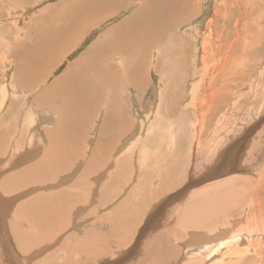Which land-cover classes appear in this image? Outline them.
Returning <instances> with one entry per match:
<instances>
[{"label":"rangeland","instance_id":"obj_1","mask_svg":"<svg viewBox=\"0 0 264 264\" xmlns=\"http://www.w3.org/2000/svg\"><path fill=\"white\" fill-rule=\"evenodd\" d=\"M11 1L12 0H7V1L0 0V103H1L0 105H2L1 101L5 98L4 99L5 106L3 109L0 110V147H1L0 154L2 153L1 155L3 156L2 157L0 155V167H1L0 176L2 175V177H6L5 179H8L6 181L4 178L0 177L1 178L0 181L2 179L4 180L0 182V194L3 196L2 197L0 195V227H1L0 228V264H79V263L87 264L86 260L84 259L85 257L83 258L82 256L83 255L88 256L94 252L96 253V255L89 256V257L98 258V260L101 258L103 259L99 263L97 262L96 264H117V263L119 264H158L159 256L163 252H167L169 258L172 257L171 261L167 260L166 262V263L170 262L171 264H174V263L175 264H187L185 262H188V264H217V263L218 264H221V263L228 264V261L230 262V260L231 262L229 264H264V235H263V232H264V171H260L256 167H253L252 172H251V169L248 172L243 171V169L245 168V164H244L245 161L251 162L250 168H252V166L255 165L257 162L262 163V165L264 166L263 157L259 155H258L259 158H257L256 156L254 157L250 156L251 154L250 151H251L252 146L259 145L258 139H253V138H255L258 134H261L259 136H262L264 134V121H262L264 119V116L262 117V113H264V96L262 97V94H259L258 91L257 93L254 92L255 91L254 88L258 89L260 87V91L264 93L263 91L264 89L262 87V84L264 81V67H262L259 64L261 60L264 58V51H263L264 40H262L259 43L256 50L252 49V47H254L255 45L254 41L259 37V33L264 31V28L259 31L257 30V27L254 29L255 20L260 19L259 21L264 26V22H263L264 21L263 19L264 18V14H263L264 0H245L246 3L244 2V0L242 1L225 0L226 2L228 1L227 3H225V1H222V0H205V1L198 0L197 1L198 2L197 12L191 15V19L181 22L175 26V30H173V32L175 34V37L178 38L177 42L182 43V45L180 46L181 50H179V52L180 53L182 52V54L185 55V56L181 55L180 59L178 60V63L180 64L182 63L183 65L185 64V67L183 68L184 73H183L182 78L180 80L177 78V82L179 85L175 87V89L173 87L170 90V94L176 93L175 94L176 99H173L172 109H170L169 111H164L162 109L161 110L159 109V105L162 108L164 97L166 94H168L166 92L168 88H166L167 86H165L166 75L165 74L161 75L164 78V81H163L164 84H162L160 76L155 74L156 57L160 55V53L157 52V50H159L160 48L161 39L159 40V38L156 35H151V36H149L148 34L144 35L142 39V43H144L143 47L146 44L149 47L150 51H154V52L150 53L151 55L149 56V59L151 60L148 59L149 64H150V61H152L150 65L152 68L150 69V75H149V80H150L149 87H147V92L144 95V99L142 101L144 102L145 106L146 104H149V103H153V105L155 104L154 105L155 108L151 112V117L153 118V120L152 118H150V121L148 122L147 127L149 126V124L152 125L151 123L156 120L158 121V127H157L158 129L156 130V128L153 127L155 128L154 130L152 126L150 128L148 127L146 128V131L143 135V142H148L150 148L148 145L146 146L147 149L144 147L141 148L139 147V145H137L138 148L136 147V150H135L136 152L134 153L136 154L140 153L139 156L134 154V156L136 155V157H134L131 154H128L129 151L131 152L133 146H130L126 149L123 147L122 144H124L123 142L126 141L128 138L132 137L133 135H135V139H136V136L138 134V133H135L138 131L137 127L135 128V125L138 124L136 119H137V116H140L139 114H142V113H141V109L139 108L138 104H135L134 102L131 103V99H130V95H133L135 92H138V91H134L133 93V92H130V90L128 89V85L125 87L122 86L123 92H119V97H118L119 102L121 101V103H124V106H127L126 104H128L129 102V106H131L132 104L134 110L135 108H137V110H135L136 112L134 111L135 116L131 115L132 113L130 114L132 116V120L134 119L136 124L134 123V121L131 122V118H130V123L132 125L130 130L127 132H123L124 134L119 140L120 142V143L118 142L119 144L116 143L115 145H113V147L112 146L109 147L111 148V153L112 152L113 153L112 154L110 153L111 154L110 155L109 154L110 150L107 153L106 158H110V161L106 159L107 161H109V163L107 164L108 168L104 170L106 175L102 177L101 181L97 183L98 186H95V188H93L92 190H90L91 188H89V184L92 185L94 184V182L95 183L97 182L94 180L96 176L95 177L90 176L87 172L90 170L88 169L85 170V169L87 168L88 163L90 164L91 162L90 161L91 159L89 160V158L92 157L93 155L90 156V154L94 153V150H96L95 148V146L97 145L96 141L98 142L99 140L100 128L102 127L101 125H103V121H104L105 116L107 115L106 112L109 107V94H107L105 99H103V101L98 106H95L92 109L91 113L94 111L95 112L93 116L89 115L87 120H89V123L93 127H89V130L87 131L86 136H84L86 138H82L84 141L82 142L83 143L81 146L82 148L80 149L82 150L81 157L78 159L80 161L77 160L76 161L77 163L76 162L73 163V167L71 166L70 169L66 171L68 173H73L74 167H77L76 165H78V169H77L78 172L75 171L76 174L74 173V176L73 174L70 175L68 173L67 174L63 173L62 175L59 174L60 176H58V178H53L57 180L56 184L53 181V179L52 181L51 180L48 181L50 184L52 183L53 185L52 184L48 185L49 183L45 181L46 183L44 186L40 178H38L39 180H37L36 178L35 180L37 181H34L33 179V181H31L30 183L27 182L25 184L26 181H24V178L22 177V174L27 167L30 168V165H33V164L36 165L41 160L42 161L46 160V158H47V161H44L42 163L43 165H40V167L42 168V169L40 168L41 172L42 170L46 171L45 168L46 167L48 168L49 167L48 164L52 162L53 163L51 164V167L52 168L56 167L59 162L58 160L59 158L56 159L59 155V154L57 155V151H59L61 148L62 150L66 148L67 150H63V151L68 152V148L66 144L63 143L66 147L65 146H64L65 148L62 147L63 146L62 140L58 141V137H57V140L55 139V137H50V135L47 132V131L51 133L55 132L56 123L61 116L59 109L55 108V106L54 107L34 106L33 104H36L34 102H36L39 99L48 101V99L43 94L44 90L48 91V94H46L47 97L50 98L52 96V98L50 99L51 101L53 100L52 103L55 101L59 103L60 100L57 97L61 96L65 90H69V91L76 90L77 86L73 84V80L75 79L77 75H81L82 72L77 71L76 67H73L72 65L78 62L81 56L93 46V43L97 41V38L100 37L106 29L110 28L111 26H115V24L117 25L118 22L121 21L124 16H127L131 11H129V8H128L125 11V15L123 14L121 16L117 15L115 17V20L112 19L107 23L99 25L98 28L94 27L91 29L90 28L83 29V32L81 31L82 35L79 38H77V40H74V43L72 46L69 47L68 52L56 58L53 57L52 60H54V64L49 66L50 68V74H49L48 69L42 72V70L35 68L36 64H40V60L37 59V57L33 56L32 54L37 52V49H38V48L36 49L37 46H41V48L45 46L44 42L41 43V41L44 39L45 33L47 31L51 30L52 28L57 29V27L59 26L66 27V26H69V24L71 25V22H69L68 17L66 18V16H64L63 14L55 13L58 10L63 11L61 4L65 0H46V1L45 0H21L18 2L20 6L17 5L15 1H13L15 4H13V2ZM20 2H22L23 4H21ZM230 2L232 5L230 4ZM133 3H136V2H131V5L129 4L131 6V10L135 6V4ZM242 3H243V6H242ZM26 4L27 6H30L28 7L27 10L25 6H23ZM8 5L10 9H13L12 11L8 9L9 8L7 7ZM225 6L227 7L229 6L230 9L229 10L227 9V11L224 13L221 10H224ZM249 9H250V12L252 10L251 13L249 12ZM52 12L57 16V18L60 17V19L59 20L45 19V17L47 18V15L52 16ZM216 12L217 14H215ZM9 14H11L13 17ZM226 14H229V15H227L226 17ZM254 14H256L257 16L256 15L254 16ZM259 14L260 15L262 14L263 16L261 15L262 17H260ZM223 17H225V19H222ZM245 19H247V21H245ZM35 20L38 26L36 25ZM222 20L225 23L222 22ZM43 21L45 22L46 25L44 24ZM175 21L178 22L179 20L175 19ZM51 22H52V26H50ZM185 22L187 23L185 24ZM33 23H35L34 25L36 27H33ZM246 24L248 25V27ZM238 25H240L241 27H244L243 29H247V28L249 29V27L251 26L250 27L251 32L250 31L241 32L242 39L240 42L242 43L238 45L234 53L236 57V62L234 65H229L228 67H224L223 65L225 64L227 55L224 51L220 53L221 52L219 48L220 46H218L217 43L218 41L226 40L224 38H227L226 35L228 34H229L228 38L231 37V39H234L233 36H235V38L238 39V36H236L238 35V31H237ZM209 26H211V29L210 28L208 29ZM233 27L236 29L234 30ZM196 29H198L201 33H204V35H200V36L195 35L193 30H196ZM207 29L209 30L210 35L212 33V36H209V32L207 31ZM227 30H229L230 32ZM43 31H46V32L44 33ZM60 31H63V30H60ZM251 33H252L253 39H248ZM222 34H225V35H222ZM156 38L158 40H156ZM206 39L208 41L207 43H205ZM15 41L16 43L13 44V42ZM153 44H154V48H153ZM206 47L209 51H207ZM166 49L169 50V47L165 46L164 50L167 51ZM202 49H205L208 55L204 54L205 51L204 50L202 51ZM18 50L21 52H19ZM27 50L30 52H28ZM31 51L32 52L34 51V53H32ZM40 51H42V49ZM40 51L39 53H36L38 54V56L42 53ZM19 53H20V57H15V56H18ZM21 54H23V56H21ZM53 55H54V51H53ZM172 56L173 54L170 55L169 53L168 58L170 60H174ZM199 56L201 57L199 58ZM218 57L220 58L217 59ZM20 59L22 62L24 61V64H25V61L29 62L28 66L27 67L26 65L23 66L24 64L20 61ZM31 59L36 60L37 63L31 64L30 62ZM120 60H121L120 62L115 61L114 64L118 67L117 69H119L120 73L122 74V72L124 71V70L122 71V69H124V66H122L124 64V61L122 58ZM19 62H21L23 65L19 64ZM116 62L117 63L119 62L118 65L116 64ZM255 62L256 63L258 62V63L256 64ZM143 63H146V60L143 61ZM204 63L206 67L202 66ZM254 63L256 65H254ZM244 65H247L248 67L243 73L238 72L241 74H233L232 76H227L226 85H224L223 82H221L222 79H224L223 77L225 75L222 72L223 74L222 76V74L220 73L221 72L220 70L225 69L226 71H228L227 73H229V70L232 71V68L234 67L235 70L234 69L233 70L236 73L237 71H241V66H244ZM31 67H33V71L31 70ZM169 69H171V65H169ZM209 72H211V75ZM218 72L220 73V75ZM177 74H179V71ZM215 74L219 76L217 77ZM205 75H206V78H205ZM208 75L210 78L208 77ZM234 76H236L235 79L232 78ZM36 77H40V79L32 86V83ZM183 77H185V79ZM60 78H63V80L58 83L57 80H59ZM219 78L221 79L220 81L217 80ZM210 79L211 80L213 79L212 80L213 83H210L211 82ZM230 79L231 81L229 82ZM207 80L209 82L206 83ZM15 83L17 86L15 85ZM200 84L202 86H200ZM4 85H7V86L10 85L12 87L19 88L22 91L18 93V96H16V94L13 91H11V89L9 90L11 92L4 94L2 91V88L4 87ZM21 85H23V87H21ZM192 85H193V91H192ZM212 86L213 87L215 86L214 88L216 89L219 86H225V88H224V91L221 92L222 94L221 93L214 94L216 89H214ZM112 87H110V92L111 90L112 91L114 90ZM157 89L160 90V93H158ZM51 91L54 92L55 95L50 94ZM191 91L193 92V94L191 93ZM123 93H124V96H123ZM159 94L160 96L162 94L160 104H158L159 100H157ZM120 95H122V99ZM175 95L173 96V98H175ZM208 96H217L218 103H220V105H218L213 111H211V114L209 113V108H210L208 107L209 104L206 105L204 103L207 100ZM139 103L141 105L142 102L139 101ZM31 107L34 109L33 112H41L42 114L44 113L46 115L48 114V119L50 121L46 123H40V126H39V127L43 126V131H45L44 134L42 133V135L45 137V143H44L45 146L38 153V156L40 154V157H37L30 162L26 161L28 162L26 164L27 166L26 165L22 166V164H24L23 160L25 159L21 155H17L19 157L18 159L19 160L21 159L20 161L21 163L19 165L21 166V168H25V169L20 170L21 168L17 164L18 161H16V157L14 156V154L17 151L21 153L20 152L21 149L12 148V144L16 140H19V139H21L20 144H22L23 139H25V142H26L27 137H28L27 133L28 131L30 132L31 128L24 126L21 131L20 129H17V127L15 128L14 126L16 124H19V122L21 123V121L24 119V115L29 113V110ZM166 107H167V104H166ZM158 112L161 114L160 117L157 116L158 117L157 118L155 116L154 118L153 116L155 114L158 115ZM49 113H52L53 117ZM20 114H23V115H20ZM95 115L99 116L97 117V119H99L98 121H95L96 117L93 118ZM222 115L223 117H221ZM200 116L202 117V120L204 117H209V120H210L209 123H210L211 128L207 126L202 127L204 124L203 125L202 124L192 125V122L197 121ZM6 117H8L9 119H7ZM164 120L165 122H163L162 124V121ZM223 121H225L224 123H226V125L224 126L223 124L222 126L224 127L222 128V130L224 131H222L221 128L219 129L220 135L218 139H222L223 137L225 139L224 141L225 143L229 140L228 135L239 132V137L237 139L233 138L232 139L233 141L230 140L228 145L231 147V145L234 144L232 142H237L238 140H241V139L242 140L248 139L249 145L247 147L246 152L249 151L248 152L249 154L242 157L239 163L242 162L243 165L241 164L239 166V168L235 171L236 173L228 172L227 174H224L222 176H218L215 178L216 174L214 172H211L213 177L210 175L205 176L206 175L205 173H207V166L203 168L202 164L196 161L197 155L200 154L201 156V153L193 152L194 146L192 145V142L193 141L195 142L194 140L195 135L198 133V136H199L200 130L204 129L205 135L203 136L201 144H203V150L208 154V157L210 158L212 156L213 151L211 152V148H210L211 142L208 141L211 138V136L209 135H211L212 132L218 129L219 127L217 128V126L222 125L221 123ZM160 122H161L162 127L163 126L167 127L165 128L168 130L167 132L165 129H164L165 131H163V128L160 127V124H159ZM260 123H261V126L259 125ZM169 124L173 125L172 131H170V128L168 126ZM178 127H179V131L177 129ZM8 129L9 131H7ZM250 129H252L253 132L250 134L248 138L246 135L247 133H249ZM170 132L172 134H175V135L177 134L181 136L180 144H176L174 146L171 145V147H174L176 149L175 150L176 152L179 151L180 153V155L178 153L179 155L178 157H180V159H178V162H174L175 161V158H174V161L169 163L170 154L175 155L173 151H170L169 156L165 159L167 150H169V146H168L169 142L166 144L162 141L165 140L164 135L166 134L170 135L171 134ZM223 132H226L225 133L226 137L222 136L224 134ZM140 134L142 135V133ZM145 134L147 137L145 136ZM13 135L14 137L16 136L14 140H12ZM158 136L161 137L162 140ZM59 137L61 138V136ZM147 138L150 141L156 138L154 141H152L153 145H151L150 141L146 140ZM65 139H66L65 142L66 141L69 142L68 135H65ZM8 142L10 143V145ZM156 143H158V145L160 144L162 147H160V145L156 147L157 145ZM5 145H7V147ZM164 145H166V147ZM3 147L5 148V150ZM118 147L124 148L122 149L123 151H121V149H119ZM190 147L192 148L191 150H189ZM2 149L5 152H3ZM138 149H141V150H138ZM220 149H222V147H220ZM11 150L13 151V153L10 152ZM62 150L59 151L60 156L62 155V152H63ZM188 151H190L191 153L189 152L188 154ZM6 152H8L9 154ZM45 152H46V155H45ZM123 152L124 153L127 152V154L126 153L123 154ZM68 153H65V154L63 153L64 157L65 158L67 157L66 158L67 160H69ZM10 154L12 156V159H11ZM49 154L52 155L53 158L58 160V162L55 159H53ZM109 155L112 156V158ZM142 155L145 156L146 161L148 160V165L137 166L141 162V160L139 161L138 158H143ZM4 156L6 158H4ZM13 156L15 160L13 159ZM54 156H57V157H54ZM119 156H122V158L120 157L121 158L120 159ZM185 156L187 158L189 157V159L187 160ZM241 156L239 158H241ZM85 157L87 158V160L85 159L84 161ZM1 158H3L4 160ZM61 158L65 159L62 156ZM48 159L49 160L53 159V160L49 162ZM9 160H11L12 162H10ZM67 160H63V162ZM119 161L120 162L122 161L124 163H120ZM211 161H214V160H211ZM185 162H187V172H185V167H186ZM194 162H198V163H194ZM252 162H254L253 165H252ZM78 163H80V165ZM214 163L215 165H217L216 161H214ZM85 164H87V166ZM194 166L197 168L196 170ZM121 168L123 169V173L121 172ZM80 169L83 171H81ZM18 170L20 172L21 171L23 172H21L20 174ZM83 172L85 173L84 174L85 176H89V177L86 178L88 179V182L84 181L83 182L84 184L83 183L81 184V182L85 180L82 175ZM113 172H115L114 173L115 175L116 174L117 175L124 174V175L120 177L117 176L115 179V177H113L112 175ZM79 173H80V176H82L80 178L83 180L78 178ZM191 174H193V177H196L197 178L196 180L200 183H196V184L190 183L189 175ZM64 175L66 177L70 175L67 177L68 180L67 178H65ZM172 175H177L171 181L172 185L173 183H175L174 185H176V187L173 189L174 191L172 190L168 192L166 191V188H165L166 185L165 184L163 185V183H169L170 181L169 176H172ZM8 176H10V178ZM17 176L20 178H18ZM74 177L75 179H77V181L75 179H72ZM229 177L232 178L233 181L232 179H228ZM235 177L236 179H234ZM21 178H23V180ZM133 178L134 179L137 178L136 179L137 181L135 180L136 181L135 182ZM60 179H63V180H60ZM65 179L67 182H65ZM245 179L248 180V183L242 185V182L245 181ZM74 180L76 181V183ZM10 181L12 182V184L10 183ZM14 181L15 182L19 181L17 183L19 184V186L18 185L16 186L15 185L16 183L14 184ZM235 181H237V183ZM5 182L8 184H6ZM182 182L184 185L182 184ZM74 183L78 186V188L76 185H74ZM58 184H61V185H58ZM72 184L74 187L72 186ZM188 184L191 185L192 187L188 190V192L182 193L183 191L181 190H183V188L187 186ZM260 184H262L263 187L260 189L259 195L255 196L254 191L256 190V186L259 187L261 186ZM11 185L13 186L15 185L16 189ZM4 186L6 187L5 189H4ZM58 186H61V188ZM29 187L31 189H28ZM57 187L59 189H57ZM71 187H73V189ZM8 188H11V189L7 190ZM81 188L82 189L84 188L83 189L84 192L82 191ZM207 188L214 189V190L219 189V192L213 190V191H209V193L206 194V196H200L198 194V191H195L197 193V196L193 198L192 191L194 190L202 191L203 190L205 192V189ZM17 189L19 190L21 189V191ZM45 189H47L46 191L49 190L51 192L49 191L46 192ZM94 189H96V191ZM6 190H7V193H6ZM60 190L63 192H60ZM99 190H102V191L98 193ZM245 191L246 192L248 191V195L247 193L244 194ZM11 192L12 194L10 195ZM65 192H67L68 194ZM42 193L44 194L46 193V195L62 193L60 195L58 194L59 197L66 198V195H68L67 197L70 196L69 198L71 199V197L73 196L75 200L76 198L81 197L82 195H85L82 197L86 198L85 200L86 203H88L89 199L91 198L92 204L91 203L79 204L77 205L79 207L74 208V210H73V207L71 208L69 215L71 216L72 214L76 215V213L79 212L78 213L79 215L78 216L76 215L78 219L76 218V216H73L72 217L73 219H69V222L67 223L62 222L63 225L52 223L51 225H49V227L44 229L43 223L41 221L36 220L34 216L39 215V213H44L45 208H43L42 206H37L34 208L33 206V204H36L39 201H41L40 194ZM58 195L56 198H58ZM96 196H97V199L95 201ZM246 196H248V199L250 201L248 200L246 201ZM256 197L262 201L261 206H259L258 204L254 206L255 200H257ZM69 198H67L68 201H70ZM190 198L191 199L193 198L192 202H189ZM219 198H222V199H219ZM13 200L14 201L16 200V202H14ZM236 200H239V201L241 200V204L238 205L239 204L238 202V204H236L235 207L231 208L233 206L231 205V203H233ZM71 202H72V199H71ZM76 203H78V200L75 202V204ZM252 204H253V207L251 206ZM84 205L86 206L84 207ZM206 205H208L209 207H205ZM106 206L108 207L106 210H104ZM119 207L123 208L127 212L128 215L133 216L134 214L133 220L131 221V223L127 225L124 224V225L118 226L116 224L112 226V229H111V223L116 222V220L118 219V216L114 214L115 213L114 210ZM156 208L157 210L155 212ZM259 210H261V212ZM27 214L31 217H27ZM213 214H217L218 217H213L211 221L208 223L207 219ZM74 217H75V221H74ZM121 217L123 219L122 223L124 222V220L125 221L128 220V216L125 214H122ZM135 220H137V222H135ZM49 221H54L53 216L51 214H49ZM97 221H99L100 223L103 221L102 223L104 224L103 225L101 223L102 224L101 229L99 230H97L96 228V226H98L99 224V223L97 224ZM93 222L96 223L97 225L94 224ZM79 223L81 224L80 226H79ZM230 226H232V229L235 228V230L237 229L240 231L238 233L239 235L237 234L240 240L246 237L245 239H248L247 241L251 242L250 245H252V248H250V246L248 247L250 249L248 253L246 251L241 256V253L238 249L239 252L237 251V254L233 256L232 252H234L235 248L233 247L232 244H230V240H228V244L226 245H221V243H217L218 241L213 240V241H210L211 244L208 247V249L206 250L202 249V245H204V243L202 242H205V240H207L208 237L217 238L218 236L221 235L219 233L226 231L227 230L226 227L230 228ZM106 227L107 229H105ZM47 231L49 232L52 231L53 233L50 232V235H47L45 234V232ZM221 237H224V236H221ZM95 238L96 239L98 238V239L96 240ZM196 239L199 243L195 241ZM86 242L89 245H86ZM200 242L202 244H200ZM214 242L216 245L213 244ZM187 243H189L190 245ZM193 243H196V244H194L193 246ZM235 244H240V243H235ZM134 245L136 246L135 250H137L139 254L136 253L137 251H135L132 254L128 253L131 248H135ZM23 246L25 248H23ZM222 246H226L227 248L224 247L225 249L223 248L222 251H220L219 254L222 260L219 262L220 260L219 257H216L213 259L212 251H214L215 248L217 247L221 248ZM242 246L243 247H240V249L245 248L244 245ZM110 248L112 250L108 252L107 249H110ZM232 248L234 249L232 250ZM171 249L175 250L173 254L171 253ZM201 249L203 251H201ZM91 250H94V251L91 253H88ZM208 250H210L211 252L209 253ZM81 258H83L84 260ZM207 258H209V261H206ZM232 259L234 261H232Z\"/></svg>","mask_w":264,"mask_h":264},{"label":"bare ground","instance_id":"obj_2","mask_svg":"<svg viewBox=\"0 0 264 264\" xmlns=\"http://www.w3.org/2000/svg\"><path fill=\"white\" fill-rule=\"evenodd\" d=\"M7 1V0H6ZM15 1V3L18 4L19 1L21 0H12L11 2ZM46 1V0H45ZM198 0H65L61 5H62V8H63V11H56L55 13H59V14H63L64 16H66V18L68 17V20L69 22H71V25L69 24V26H64V27H57V29H52L49 30V31H43L45 33V36H44V39L41 41L44 42V47L41 48V46H37L36 49H37V52L36 53H39V51L42 49V52L39 56L38 54L34 53V51L32 53L33 56L37 57V59L40 60V64H36L35 65V68L36 69H40L42 70V72H44L46 69H48V72L50 74V68L49 66L53 65L54 64V58L62 55V54H65L66 52L69 51V47L73 45L74 43V40H77V38H79L82 33L81 31L83 32V29H87V28H94V27H97L99 25H102L104 23H107L109 22L110 20L114 19L115 20V17L118 15V16H121L122 14L125 15V11L129 8V11H131L127 16H124L123 19L121 21L118 22V24L115 26H109L110 28L106 29L102 35L100 37L97 38V41L93 43V46L88 49L82 56L81 58L78 60V62H76L75 64H73L72 66L73 67H76V70L79 71V72H82L81 75H77L75 77V79L73 80V84H75L77 86V89L74 90V91H69V90H65L63 92V94L59 97H57L60 101L59 103L57 101L53 102L50 100L52 98V96L49 98L47 97L46 94H48V91L44 90L43 91V94L44 96L48 99L47 100H37L36 104H33L34 106H51V107H54L55 108H58L60 113H61V116L59 118V120L57 121L56 123V126H55V132L51 133L49 131L48 134L50 135V137H55V139L57 140V137H58V141L59 140H62V144H66L67 148H68V152L66 151H63V150H67L65 147V145L63 144L62 147H64L65 149L62 150V148L60 150H62V157H64V154L65 153H68V159L67 160L66 158L65 159H62L61 156H60V153L59 151H57V156H54V157H57L56 159L59 160H56L55 158L52 157V155H50L53 159H55L58 164L56 167H51V164L53 163H50L48 164L49 167L45 168L46 171L44 172L42 170L41 172V167L40 165H43L42 163L44 161H47V158L46 160L44 161H40L39 163H37L36 165H30V168L27 167L26 169L25 168H21V166L19 165L21 162V159L19 160L18 156L17 155H21L25 160H23V163L22 166L26 165L28 162L34 160L35 158L37 157H40V154L38 156V153L42 150V148L45 146V137L42 135V133L44 134L45 131H43V126L42 127H39L40 126V123H46L48 121H50L48 119V114H42L41 112H33L34 109L31 107L30 110H29V113L28 114H25L24 115V121L22 120L21 123L19 122V124H16L14 127L17 129H20L22 131V128L25 126V127H28V128H31L30 132L28 131L27 133V141L25 142V139H23V142L22 144L21 143V139L19 140H16L13 144H12V148H19L21 149L19 153L18 151L14 154V156L16 157V161L17 164L20 166V170L22 169H25V171H21L23 172L22 174V177L24 178V181L25 184L27 182H31L33 181H37L39 180L38 178H40L41 182H43L44 186H45V183L48 182V181H52L53 178H58V176H60L59 174H63V173H68L66 171H68L70 169V167L72 166L73 167V163H75L80 157H81V151L80 150L82 147V142L84 141L82 138H86L84 136H86L87 134V131L89 130V127H93L90 123H89V120L88 117L89 115L90 116H93L94 112L91 113L92 109L95 107V106H98L102 101L103 99H105V97L107 96V94H109V107H108V110H107V115L105 116L104 118V121H103V125H101L102 127L100 128V137H99V140L98 142L96 141V150H94V153L90 154V157L89 155V160L91 161L90 164L88 163V166L87 164H85L87 166V168L85 170H90V171H87L88 174L92 177H95L96 178L94 179L95 181H97L96 183L94 182V184H89V188H91L90 190H92L93 188H95V186H98L97 183L99 181H101V178L104 177L106 174H105V169L108 168L107 167V164L109 163L110 161V158H106L107 157V153L109 152V154L111 153V148H109L110 146L113 147V145H115L116 143L119 144V140L121 139V137L123 136V132H127L130 130L131 128V123H130V118H131V122L134 121L135 123V120L133 119L132 120V116H135V113L134 111L137 110V108H133L132 104L131 106H129V102L128 104H126L127 106H124V103H121V101L119 102V92H123V89H122V86L125 87L128 85V89L130 90V92H133L134 91H138V92H135L133 95H130V99H131V103H135V104H138L139 108L141 109V113L142 114H139L140 116H137V119L136 121L138 122V126L135 125V128L137 127V132L135 133H138L137 136H136V139H135V135H133L132 137L128 138L126 141H124L122 144L124 148H128L130 146H133L131 152L129 151L128 154H131L132 156H134V152H136V147L137 145H139V147H144L147 149V145L149 146L148 142H143V135L146 131V128H150L152 126L156 128V130L158 129V121H154L152 122L149 126L147 127L148 125V122L150 121V118L151 117V112L153 111V109L155 108V104L153 105V103H149V104H146V106L144 105V102L142 101L144 99V95L146 94L147 92V87H149V75H150V69L152 68L150 65L152 63V61H150V64H149V56L151 55L150 53L154 52V51H150L149 47L145 44V46L143 47L144 43H142V39L144 37V35L148 34L149 36L151 35H156L159 40L161 39V44H160V48L159 50H157V52L160 53V55L158 57H156V63H155V74L160 76L161 78V82L162 84L163 81H164V78L161 76L162 74H165L166 75V79H165V86H167L166 88H168L166 90V92L169 94H166L165 97H164V100H163V104H162V108L161 106L159 105V109L161 110H164V111H169L170 109H172V104H173V99H176V93H173V94H170V90L174 87H177L179 84L177 82V78L180 80L183 76V68L185 67V64L183 65L182 63H178V60L180 59L181 55H184L182 54V52L180 53L179 50H181V45L182 43H178L177 40L178 38L175 37V34L173 32V30H175V26L181 22H184L186 20H190L191 19V15L192 14H195V12H197V2ZM205 1V0H204ZM222 1H225V0H222ZM242 1V0H240ZM10 2V3H11ZM30 2V1H29ZM131 2H136V3H133L135 4L134 8L131 10ZM203 2V1H202ZM228 2V1H227ZM225 1V3H227ZM234 2V1H233ZM245 2V0H244ZM260 2V1H259ZM6 3V2H5ZM13 2V4H15ZM21 4H23L22 2H20ZM26 3V2H25ZM24 3V4H25ZM224 3V5H225ZM246 3V2H245ZM248 3V2H247ZM261 3V2H260ZM7 4V3H6ZM130 4V5H129ZM231 4V2H230ZM229 4V5H230ZM258 4V2H257ZM10 5V4H9ZM9 5L7 7H9ZM30 5V4H29ZM223 5V4H222ZM223 5V6H224ZM228 5V4H226ZM232 5V4H231ZM230 5V6H231ZM260 5V4H259ZM20 6V5H19ZM25 6L26 10L28 9V7L30 6H27L26 5H23ZM242 6H243V3H242ZM248 6V5H247ZM264 6V5H263ZM59 7V6H58ZM57 7V8H58ZM221 7V6H220ZM234 7V5H233ZM14 8V7H12ZM225 9L224 10H221L222 12H226L227 9L229 10V6H225L224 7ZM250 8V7H249ZM10 9V7L8 8ZM13 9H10V11H12ZM15 10V9H14ZM25 10V11H26ZM234 10V9H233ZM128 11V12H129ZM232 11V10H231ZM9 12V11H8ZM249 12H250V9H249ZM252 12V10H251ZM250 12V13H251ZM10 13V12H9ZM229 13V12H228ZM246 13V12H245ZM244 13V14H245ZM248 13V14H250ZM254 13V12H253ZM14 14V12H13ZM217 14V12L215 13ZM247 14V13H246ZM264 14V12H263ZM11 15V14H9ZM16 15V13H15ZM38 15V14H37ZM40 15V14H39ZM46 15V14H45ZM44 15V16H45ZM227 15L229 14H226V17ZM256 14H254L255 16ZM260 15V14H259ZM258 15V17H259ZM262 15V14H261ZM260 15V17H262ZM12 16V15H11ZM10 16V17H11ZM215 16V15H214ZM218 16V15H217ZM257 16V15H256ZM13 17V16H12ZM11 17V18H12ZM15 17V16H14ZM25 17V16H24ZM37 17V16H36ZM40 17V16H39ZM42 17V16H41ZM248 17V16H246ZM43 18V17H42ZM120 18V17H118ZM36 19V18H35ZM44 19V18H43ZM41 19V20H43ZM45 19H48V20H59V18H57V16L52 12V16H49L47 15V18L45 17ZM44 19V20H45ZM117 19V18H116ZM175 19H178L179 21H175ZM222 19H225V17H223ZM237 19V18H236ZM239 19V18H238ZM264 19V18H263ZM16 20V19H15ZM47 20V21H48ZM218 20V19H217ZM240 20V19H239ZM253 20V19H252ZM260 20V19H259ZM259 20H255L254 21V29L257 27V30H261L264 28L263 24L259 21ZM32 21V20H31ZM46 21V20H45ZM226 21V20H225ZM245 21H247V19H245ZM44 22V21H43ZM189 22V21H188ZM221 22V21H219ZM222 22H224L222 20ZM253 22V21H252ZM264 22V21H263ZM35 23H36V20H35ZM33 23V27H36ZM187 22H185L186 24ZM225 23V22H224ZM30 24V23H29ZM28 24V25H29ZM45 24V22H44ZM54 24V23H53ZM56 24V22H55ZM229 24V23H228ZM36 25L38 26V24L36 23ZM42 25V24H41ZM46 25V24H45ZM49 25V24H48ZM47 25V26H48ZM107 25V24H106ZM226 25V24H225ZM241 25V24H240ZM240 25H238L237 27V31H238V39L234 37V39H231L228 38L229 36V31L226 35L227 38H224L226 40H223V41H218V46H220V50L222 53V51H224L227 55L226 57V61H225V64L223 65L224 67H228L229 65H234L235 62H236V57L234 55L235 53V50L236 48L238 47L239 44H241L242 42L241 39H242V34L241 32L242 31H250L251 32V29L249 27V29H243L244 27H241ZM243 25V24H242ZM247 25V24H246ZM52 26V22H51V25ZM105 26V25H104ZM227 26V25H226ZM229 26V25H228ZM17 27V26H16ZM44 27V26H42ZM41 27V28H42ZM248 27V25H247ZM211 29V26L208 27V29ZM102 29V28H101ZM207 29V31L209 32V30ZM233 29L235 30L236 28L233 27ZM44 30V29H42ZM60 30H63V31H60ZM194 31V34L195 35H204V33H201L198 29L196 30H193ZM226 31V30H225ZM224 31V32H225ZM236 31V33H237ZM34 32V31H33ZM148 32V33H147ZM223 32V33H224ZM253 32V31H252ZM35 33V32H34ZM38 33V32H37ZM40 33V32H39ZM207 33V32H206ZM32 34V33H31ZM173 34V35H172ZM194 35V36H195ZM207 35V34H206ZM205 35V36H206ZM222 35H225V34H222ZM198 36V37H199ZM204 36V37H205ZM209 36H212V33L210 35V32H209ZM224 36V37H226ZM202 37V36H201ZM43 38V37H42ZM200 38V37H199ZM248 39H253V36H252V33L250 34V36L248 37ZM156 40H158L156 38ZM264 40V31L260 32L259 33V37L254 41L255 45L254 47H252V49L256 50L257 49V46L259 45V43ZM203 42V40H202ZM207 39H206V42L207 43ZM15 42H13V44H15ZM40 44V43H38ZM148 44V42H147ZM264 44V43H263ZM167 46L169 47V50L165 51L164 50V47ZM264 46V45H263ZM31 48V47H30ZM29 48V49H30ZM153 48H154V44H153ZM207 49V47H206ZM26 50V49H25ZM33 50V49H32ZM185 50V49H184ZM205 51V49H202V51ZM230 50V51H229ZM19 51V50H18ZM24 51V50H23ZM28 51V50H27ZM53 51H54V55H53ZM207 51H209L207 49ZM263 51H264V47H263ZM16 52V51H15ZM21 52V51H19ZM30 52V51H28ZM173 54V59L174 60H170L168 58V55ZM204 54H207V52L205 51ZM14 55V54H13ZM17 55V54H16ZM25 55V54H24ZM31 55V54H30ZM28 55V56H30ZM155 55V54H154ZM203 55V54H202ZM208 55V54H207ZM21 56H23V54H21ZM185 56V55H184ZM204 56V55H203ZM15 57H20V53L18 56H15ZM25 57V56H24ZM179 57V58H178ZM201 56H199L200 58ZM206 57V56H205ZM123 59L124 61V64L122 66H124V69H122V74L120 73L119 69H117L118 67L114 64L115 61H121L120 59ZM220 57H218L217 59H219ZM259 58V57H258ZM263 58V57H262ZM261 58V59H262ZM16 59V58H15ZM149 59V60H148ZM146 60V63H143V61ZM18 61V60H16ZM21 61V59H20ZM28 61V60H27ZM122 61V62H123ZM212 61V60H211ZM219 61V60H218ZM259 61V59H258ZM22 62V61H21ZM19 62V64H24V61L21 63ZM31 64L33 63H37L36 60L34 59H31ZM118 62V63H119ZM203 62V61H202ZM201 62V63H202ZM28 63L29 62H26L25 61V64L23 66L26 65V67L28 66ZM39 63V62H38ZM118 63L116 62V64L118 65ZM207 63V62H206ZM210 63V61H209ZM244 63V62H242ZM241 63V64H242ZM256 63V62H255ZM254 63V65H256ZM213 64V63H212ZM211 64V65H212ZM262 67H264V58L261 60V62L259 63ZM18 65V64H17ZM169 65H171V69H169ZM198 65V64H197ZM214 65V64H213ZM253 65V66H254ZM20 66V65H19ZM202 66H205V63L202 65ZM208 66V65H207ZM209 67V66H208ZM211 67V66H210ZM248 66L247 65H244V66H241V71H237L236 73L234 72V67L232 68V71L229 70V73H227L228 71H226L225 69L223 70H220L221 74L223 72V74L225 75L222 79L221 82H223L224 85H226V78L227 76H232L233 74H241V73H238V72H244L246 70ZM250 67V66H249ZM24 68V67H22ZM199 68V67H198ZM222 69V68H221ZM229 69V68H228ZM234 69V70H233ZM31 70L33 71V67H31ZM121 70V69H120ZM208 70V69H207ZM217 70V69H216ZM179 71V74H177ZM211 71V70H210ZM202 72V71H200ZM199 72V73H200ZM208 72V71H207ZM204 73V72H203ZM210 75H211V72H209ZM219 73V72H218ZM219 73V75H220ZM227 73V74H226ZM206 74V72H205ZM222 74V76H223ZM216 75V74H215ZM219 75H216L217 77ZM251 75V74H250ZM199 76V75H198ZM209 77V75H208ZM236 76L232 77L233 79H235ZM249 77V76H247ZM185 79V77H183ZM205 78H206V75H205ZM210 78V77H209ZM212 78V76H211ZM221 78V77H220ZM217 79V80H221V79ZM40 79V77H36L35 80L33 81L32 83V86ZM201 79V78H200ZM63 78H60L59 80H57V82L59 83L60 81H62ZM209 80V79H208ZM206 81L209 82V81ZM211 80V79H210ZM213 80V79H212ZM211 80L210 83H213ZM216 80V81H217ZM251 80V79H250ZM182 81V80H181ZM231 81V79L229 80V82ZM256 81V80H255ZM56 82V81H55ZM218 82V81H217ZM122 83V84H121ZM202 83V82H201ZM205 83V82H204ZM205 83V84H206ZM197 84V83H195ZM16 85V83H15ZM118 85V86H117ZM7 85H4V87L2 88V91L4 94H7L8 92H11L13 91L16 96H18V93L20 91H22L21 89L19 88H16V87H12V86H7ZM17 86V85H16ZM31 86V87H32ZM113 86V87H112ZM200 86H202L200 84ZM21 87H23V85H21ZM110 87H112L114 90L110 92ZM213 87V86H212ZM215 87V86H214ZM213 87V88H214ZM262 87L264 89V81H263V84H262ZM201 88V87H200ZM224 88L225 86H219L217 89L215 90V93H221L224 91ZM11 89V91H9ZM32 89V88H31ZM177 89V88H176ZM207 89V88H206ZM255 91L259 94H262V97L264 96V93L260 91V87L258 89L254 88ZM30 90V89H29ZM158 90V93H160V90ZM243 90V89H242ZM26 91V89H25ZM176 91V90H175ZM192 91H193V85H192ZM191 91V93L193 94V92ZM264 91V90H263ZM12 92V93H13ZM13 93V94H14ZM155 93V91H154ZM200 93V92H199ZM243 93V92H242ZM11 94V93H10ZM24 94V93H23ZM50 94H54V92H50ZM222 94V93H221ZM22 95V94H21ZM127 95V94H126ZM125 95V96H126ZM129 95V94H128ZM175 95V98H173V96ZM15 96V95H14ZM13 96V97H14ZM42 96V95H41ZM121 96V99H122V95ZM123 96H124V93H123ZM157 96V95H156ZM162 96V94H161ZM160 94L158 96V99L159 102L158 104L161 103V97ZM164 96V95H163ZM258 96V95H257ZM44 97V98H45ZM132 97V98H131ZM205 97V96H204ZM37 98V97H36ZM35 98V99H36ZM5 99V98H4ZM2 100V105H0V110L4 108L5 106V100ZM56 99V98H54ZM56 99V100H58ZM205 99V98H204ZM203 99V100H204ZM224 100V99H223ZM139 101H141V105L139 103ZM205 101V100H204ZM127 102V101H126ZM175 103V102H174ZM206 105L209 104L208 107L209 108V113L211 114V111H213L218 105H220V103H218V99H217V96H208L207 97V100L204 102ZM1 104V103H0ZM123 104V106H122ZM166 104H167V107H166ZM204 104V105H205ZM175 105V104H174ZM137 106V105H136ZM165 106V107H164ZM157 109V108H156ZM174 109V108H173ZM139 110V109H138ZM143 110V111H142ZM177 111V110H176ZM227 111V110H226ZM230 111V110H229ZM136 112V111H135ZM171 112V111H170ZM204 112V110H203ZM234 112V111H233ZM21 113V112H20ZM132 113V114H131ZM138 113V112H137ZM52 115V113H49ZM131 114V115H130ZM20 115H23V114H20ZM99 115V113H98ZM94 116L93 118H95V121H98L99 119H97V117L99 116ZM153 115V114H152ZM160 113L158 112V115L155 114L153 117L155 118V116H159L160 117ZM164 115V114H163ZM162 115V116H163ZM170 115V114H169ZM202 115V113H201ZM207 115V114H206ZM11 116V115H9ZM8 116V117H9ZM257 116V115H255ZM264 116V113H262V117ZM8 117H6L7 119H9ZM53 117V115H52ZM164 117V116H163ZM168 117V116H167ZM223 117V115L221 116ZM158 118V117H157ZM91 119V118H90ZM97 119V120H96ZM163 119V118H162ZM221 119V118H220ZM262 119V118H261ZM21 120V119H19ZM153 120V118H152ZM255 120V119H254ZM264 121V119L262 120ZM261 121V122H262ZM164 121H162V124H163ZM210 120H209V117H204L203 120H202V117L200 116L199 119L195 122H192V125H197V124H204L202 127H210ZM225 121H223L221 124L222 125H219L217 126L218 129H216L214 132L211 133V138L208 140L209 142H211V145L214 146L212 147L210 145V148H211V152H212V156L209 158L208 157V154L203 150V144H201V141L203 139V136L205 135L204 132L205 130H200V135L198 136V133L195 135V142L193 141L192 142V145L194 143V151L193 152H197V153H201V156L200 154L197 155V160L199 163L202 164L203 168H205V166H207V173H205L207 175H210L212 176L211 172H214L216 174L215 178L218 177V176H222L224 174H227L228 172H235L239 166L242 164L239 163L242 159L243 156L249 154L248 152H246L247 150V147L249 145V142H248V139H244V140H238L237 142H232L234 143L233 145H231V147L228 145L229 144V141H233L232 139H237L239 137V132H236L234 134H230L228 135L229 136V140L227 142L224 143L225 139L222 137V139H218L219 138V135H220V128L222 130V127L223 124L224 126L226 125V123H224ZM160 124V127L163 128V131L166 130V132L168 131L167 127H162L161 126V122L159 123ZM165 124V123H164ZM258 124V123H257ZM183 125V124H181ZM241 125V124H240ZM261 126V123L259 124ZM167 126V125H166ZM169 128H170V131H172V128H173V125L169 124L168 125ZM259 126V127H260ZM134 127V126H133ZM201 127V128H202ZM227 127V126H226ZM155 128H153L155 130ZM231 128V127H230ZM240 128V127H239ZM96 129V128H95ZM165 129V130H164ZM178 131H179V127L177 128ZM259 129V128H258ZM11 130V129H10ZM13 130V129H12ZM148 130V129H147ZM9 131V129L7 130ZM16 131V130H15ZM20 131V132H21ZM224 131V130H222ZM230 131V130H229ZM234 131V130H233ZM232 131V132H233ZM158 132V131H157ZM155 132V133H157ZM231 132V133H232ZM253 132L252 129L249 130V133H247V137L249 138L250 134ZM259 132V131H258ZM18 133V132H17ZM142 133V135L140 134ZM154 133V131H153ZM171 133V132H170ZM169 133V134H170ZM222 133V132H221ZM224 134L222 136H225V133L226 132H223ZM230 133V132H228ZM263 133V131H262ZM29 134V135H28ZM134 134V133H133ZM162 134V133H161ZM160 134V135H161ZM242 134V133H240ZM18 135V134H17ZM48 135V136H49ZM65 135H68V139H69V142L65 140ZM261 134H258L255 138L253 139H258V143L259 145H253L252 148H251V151H250V156H256L257 158L258 155L263 157L264 158V134L262 136H259ZM61 136V138L59 137ZM146 136V134H145ZM164 139L162 142L164 143H168L169 145V150H167V154L165 156V159L169 156L170 154V151H173L174 154H170V158H169V163L174 161V158H175V161L174 162H178V159H180V157H178L180 155L179 151L176 152L175 148L174 147H171L176 145V144H180L181 142V136L180 135H175V134H170V135H164ZM241 136V135H240ZM16 137V136H15ZM14 135L12 136V140L15 139ZM80 137V138H79ZM142 137V138H141ZM147 137V136H146ZM152 137V136H151ZM159 137V136H158ZM157 137V138H158ZM169 137V138H168ZM190 137V136H189ZM18 138V137H17ZM142 140H141V139ZM154 138V137H153ZM161 140L162 138L159 137ZM54 139V141H55ZM98 139V138H97ZM156 139V138H155ZM154 139V140H155ZM224 139V140H223ZM86 140V139H85ZM140 140V142H139ZM148 140V138L146 139ZM152 140V139H151ZM152 140V141H154ZM150 141V140H148ZM152 141H150L151 145H153ZM235 141V140H234ZM119 142V143H118ZM161 142V143H162ZM9 143V142H8ZM7 143V144H8ZM49 143V142H48ZM139 143V144H138ZM231 143V144H232ZM5 144V143H4ZM56 144V142H55ZM156 147L159 146L158 143H156ZM10 145V143H9ZM52 145V144H51ZM155 145V144H154ZM224 145V146H223ZM7 147V145H5ZM85 146V145H84ZM166 147V145H164ZM163 146V147H164ZM167 146V148H168ZM229 146V147H228ZM49 147V146H48ZM52 147V146H51ZM50 147V148H51ZM116 147V146H115ZM121 147V146H120ZM154 147V146H153ZM160 147H162L160 145ZM164 147V148H165ZM220 147H222V149H220ZM1 148V147H0ZM4 148V147H3ZM84 148V147H83ZM94 148V147H93ZM119 148V147H118ZM124 148H119L121 149V151H123L122 149ZM138 148V147H137ZM150 148V146H149ZM166 148V149H167ZM8 149V148H7ZM6 149V151H7ZM18 149V150H19ZM117 149V150H119ZM125 149V150H126ZM131 149V148H130ZM155 149V148H153ZM1 150V149H0ZM5 150V148H4ZM13 150V149H12ZM10 151L13 153V151ZM138 150H141V149H138ZM191 150V147L190 149ZM3 151V149H2ZM1 151V152H2ZM153 151V150H152ZM5 152V151H3ZM25 152V153H24ZM47 152V151H46ZM46 152H45V155H46ZM117 152V151H116ZM190 151H188V154H189ZM246 152V153H245ZM8 153V152H6ZM24 153V155H23ZM44 153V152H43ZM42 153V154H43ZM64 153V154H63ZM113 153V152H112ZM111 153V154H112ZM127 154V152H125ZM123 152V154H125ZM179 153V155H178ZM191 153V152H190ZM2 154V153H1ZM0 154V155H1ZM9 154V153H8ZM110 154V155H111ZM117 154V153H116ZM140 153L136 154L139 156ZM4 155V154H3ZM13 155V154H12ZM67 155V154H66ZM86 155V154H85ZM109 155V156H110ZM119 155V154H118ZM136 155L134 157H136ZM182 155V154H181ZM242 155V156H241ZM2 156V155H1ZM7 156V154H6ZM11 156V154H10ZM14 156H13V159H14ZM48 156V155H47ZM124 156V155H123ZM143 156V155H142ZM241 156V158H239ZM249 156V157H250ZM3 157V156H2ZM46 157V156H44ZM112 158V156H110ZM114 157V155H113ZM122 158V156H119V158ZM186 157V156H185ZM195 157V156H194ZM4 158H6L4 156ZM8 158V157H7ZM10 158V157H9ZM49 158V157H48ZM61 158V160H60ZM120 158V159H121ZM187 158V157H186ZM3 159V158H1ZM11 159H12V156H11ZM51 159V158H50ZM52 159V160H53ZM83 159V158H82ZM85 159L87 160V158L85 157L84 158V161ZM106 159H108L109 161H107ZM189 159V157L187 158V160ZM4 160V159H3ZM15 160V159H14ZM49 160V159H48ZM52 160H49L52 161ZM63 160H67V161H64ZM112 160V159H111ZM138 160L141 162L137 165V166H144V165H148V160L146 161V158L145 156H143V158H138ZM193 160V159H192ZM211 160H214L217 162V165H215L214 161H211ZM260 160V159H259ZM7 161V160H6ZM10 162H12L11 160H9ZM8 161V162H9ZM28 161V162H26ZM80 161V160H78ZM115 161V160H114ZM124 161V159H123ZM137 161V159H136ZM146 161V162H145ZM56 162V163H57ZM82 162V161H81ZM80 162V163H81ZM89 162V161H88ZM116 162V161H115ZM120 162V161H119ZM184 162V161H183ZM198 162H194V163H198ZM244 162V161H243ZM5 163V162H4ZM36 163V162H35ZM48 163V162H47ZM77 163V162H76ZM80 163H78L80 165ZM84 163V162H83ZM82 163V164H83ZM120 163H124V162H120ZM6 164V163H5ZM10 164V163H9ZM112 164V163H111ZM132 164V163H131ZM179 164V163H178ZM186 164V167H185V172H187V162H185ZM245 164V168L243 169V171H246L248 172L250 169H251V172L253 170V167H256L257 169H259L260 171H264V166L262 165V163H256L255 165L254 162H252V168H250V165H251V162H244ZM264 164V163H263ZM2 165V164H1ZM4 165V164H3ZM243 165V164H242ZM27 166V165H26ZM32 166V167H31ZM54 166V165H52ZM77 167H74V172L73 173H68V174H73L74 176V173L75 171H77L78 169V165H76ZM83 166V165H82ZM85 166V167H86ZM191 166V165H190ZM201 166V165H200ZM44 167V166H43ZM51 167V168H50ZM125 167V166H124ZM195 167V166H194ZM1 168V167H0ZM7 168V167H6ZM41 168V169H40ZM84 168V167H83ZM128 168V167H127ZM8 169V168H7ZM72 169V168H71ZM112 169V168H111ZM197 168L195 167V170ZM199 169V168H198ZM81 170V169H80ZM109 170V169H108ZM107 170V172H108ZM135 170V169H134ZM200 170V169H199ZM204 170V169H203ZM19 171V170H18ZM83 171V170H81ZM80 171V173H81ZM242 171V172H243ZM255 171V170H254ZM3 172V171H2ZM5 172V170H4ZM9 172V171H8ZM20 172V171H19ZM20 172V174H21ZM70 172V171H69ZM86 172V173H87ZM121 172L123 173V169L121 168ZM136 172V171H135ZM18 173V172H17ZM16 173V174H17ZM43 173V174H42ZM80 173H79V177H82L80 176ZM115 172L112 173L113 177H120V176H123L124 174H120V175H115L114 174ZM138 173V172H137ZM195 173V172H194ZM193 173V174H194ZM197 173V172H196ZM236 173V172H235ZM12 174V173H11ZM10 174V175H11ZM76 174V173H75ZM78 174V173H77ZM85 173L83 172L82 175L84 177L85 180H83L81 182V184L85 181V182H88V179H86L87 177L89 176H85L84 175ZM133 174V173H132ZM193 174H191L189 176V181L190 183H193V184H196V183H200L198 182L196 179V177H193ZM4 175V174H3ZM9 175V174H8ZM18 175V174H17ZM68 175V176H70ZM179 175V174H178ZM16 176V175H15ZM14 176V177H15ZM65 176V175H64ZM63 176V177H64ZM67 176V177H68ZM109 176V175H107ZM136 176V175H135ZM133 176V177H135ZM177 175H172V176H169V183H163V185L165 184L166 185V191H172L176 185H174L175 183H171L172 179H174ZM180 176V175H179ZM201 176V175H200ZM2 177V175L0 176ZM10 178V176H8ZM18 177V176H17ZM62 177V176H61ZM65 176V178H67ZM72 177V176H71ZM76 177V178H77ZM202 177V176H201ZM213 177V176H212ZM2 178H6V177H2ZM20 178V177H18ZM23 178H21L23 180ZM37 178V180H35ZM205 178V177H204ZM233 178V176H232ZM232 178H228V179H232ZM1 179V178H0ZM72 179H75L72 178ZM137 179V178H136ZM136 179L133 178V180L135 181ZM201 179V178H200ZM213 179V178H212ZM236 179V177L234 178ZM3 180V179H2ZM1 180V181H2ZM6 181L8 179H5ZM10 180V179H9ZM19 180V179H18ZM59 180V179H58ZM60 180H63V179H60ZM68 180V178H67ZM77 181V179H75ZM74 180V181H75ZM80 180V181H81ZM186 180V179H185ZM203 180V179H202ZM201 180V181H202ZM0 181V182H1ZM4 181V180H3ZM20 181V180H19ZM18 181V182H19ZM23 181V182H24ZM46 181V182H45ZM53 181L55 182V184L57 183V180L53 179ZM75 181V183H76ZM137 181V180H136ZM135 181V182H136ZM187 181V180H186ZM233 181V179H232ZM17 181L15 182L14 181V184L17 186H19V184ZM60 182V181H59ZM65 182L66 179H65ZM73 182V181H72ZM228 182V181H227ZM237 183V181H235ZM6 183V182H5ZM10 183L12 184V182L10 181ZM33 183V182H32ZM49 183V182H48ZM74 183V185H76ZM248 183V180L245 179V181L242 182V185L244 184H247ZM8 184V183H6ZM35 184V183H34ZM52 184V183H51ZM50 183L48 185H51ZM65 184V183H64ZM68 184V183H67ZM66 184V185H67ZM80 184V183H79ZM84 184V183H83ZM100 184V183H99ZM183 184V182H182ZM181 184V185H182ZM205 184V183H204ZM2 185V184H1ZM15 185H11L15 188ZM53 185V184H52ZM58 185H61V184H58ZM86 185V183H85ZM184 185V184H183ZM236 185V184H235ZM261 186L257 187L256 186V190L254 191L255 192V196H258L259 195V192H260V189L263 187L262 184H260ZM8 186V185H7ZM10 186V187H11ZM42 186V185H41ZM65 186V185H64ZM73 186V184H72ZM77 186V185H76ZM75 186V187H76ZM179 186V185H178ZM2 187V186H1ZM31 187V186H30ZM28 188V189H31V188ZM33 187V186H32ZM61 188V186H58ZM57 187V189H59ZM63 187V186H62ZM69 187V186H68ZM74 187V186H73ZM73 187H71L73 189ZM82 187V186H80ZM87 187V186H85ZM156 187V186H155ZM192 186L191 185H187L183 188V191L182 193H186L188 192V190L191 188ZM6 187L4 186V189ZM21 188V187H20ZM27 188V187H26ZM45 188V187H44ZM48 188V187H47ZM78 188V186H77ZM157 188V187H156ZM162 188V187H161ZM211 188V187H210ZM210 188H207L205 189V192L202 190V191H199V190H194L192 191L193 193V198H195L197 196V193L195 191H198V194L200 196H206V194L209 193V191H213L214 189H210ZM11 188H8L7 190H10ZM16 189V188H15ZM51 189V187H50ZM64 189V188H63ZM69 189V188H68ZM82 189V188H81ZM84 189V188H83ZM82 189V191H83ZM105 189V188H104ZM2 190V189H1ZM7 190H6V193H7ZM19 190V189H17ZM47 189H45L46 191ZM53 190V189H52ZM77 190V189H76ZM96 191V189H94ZM103 190V189H102ZM102 190H99L98 193H100ZM109 190V189H108ZM21 191V189L19 190ZM23 191V190H22ZM49 191V190H48ZM46 191V192H48ZM57 191V190H56ZM54 191V192H56ZM72 191V190H70ZM81 191V192H82ZM87 191V190H86ZM89 191V190H88ZM104 191V190H103ZM174 191V190H173ZM214 191H217L219 192V189L217 190H214ZM51 192V191H49ZM60 192H63L60 190ZM76 192V191H75ZM84 192V191H83ZM177 192V191H176ZM216 192V193H217ZM20 193V192H18ZM25 193V192H24ZM27 193V192H26ZM67 193V192H65ZM91 193V192H89ZM87 193V194H89ZM159 193V192H158ZM179 193V192H178ZM248 195V191L244 194ZM12 194V192L10 193V195ZM38 194V193H37ZM48 194V193H47ZM59 193L57 194H52V195H46V193H42L40 194L41 196V201H39L38 203L36 204H33L34 208L37 207V206H42L43 208H45V211L44 213H39V215H36L34 216L36 220L38 221H41L43 223V227L44 229L49 227V225H51L52 223H57L58 225L62 224L63 223H67L69 222V219H73L72 217L73 216H78L79 212L76 213V215L72 214L69 215L70 211H71V208L73 207V210L74 208H77L79 206V204H85L86 203V198L82 197V196H85V195H82L81 197H78L75 198L72 196L71 199H72V202H71V199L69 197H67L68 195H66V198L64 197H59L58 195ZM68 194V193H67ZM177 194V193H176ZM175 194V195H176ZM1 195V194H0ZM5 195V194H4ZM7 195V194H6ZM15 195V194H14ZM58 195V198H56ZM71 195V194H69ZM79 195V194H78ZM155 195V194H153ZM159 195V194H158ZM162 195V194H160ZM211 195V194H210ZM2 196V195H1ZM13 196V195H12ZM98 196V195H97ZM97 196L95 198V201L97 199ZM138 196V194H137ZM3 197V196H2ZM87 197V196H86ZM91 197V195H90ZM218 197V196H217ZM5 198V197H4ZM8 198V197H6ZM11 198V196H10ZM67 198L70 199V201L67 200ZM131 198V197H130ZM160 198V197H159ZM193 198L191 199L190 198V201L189 202H192ZM165 199V198H164ZM219 199H222V198H219ZM257 200H255L254 202V206L256 204H258L259 206H261V203L262 201L259 200V198L256 197ZM261 199V198H260ZM78 200V203L75 204V202ZM250 201L248 199V196H246V201ZM14 201V200H13ZM20 201V200H19ZM16 202V200L14 201ZM222 202V201H221ZM239 202V204H238ZM9 203V202H8ZM74 203V204H73ZM88 203H91V198L89 199V202ZM86 203V204H88ZM117 203V202H116ZM92 204V203H91ZM118 204V203H117ZM155 204V203H154ZM158 204V203H157ZM223 204V203H222ZM236 204L240 205L241 204V200H236L234 201L233 203H231V205H233L231 208L235 207ZM6 205V203H5ZM16 205V204H15ZM24 205V204H23ZM120 205V204H119ZM86 205H84L85 207ZM150 206V205H149ZM222 206V205H221ZM253 207V204L251 205ZM7 207V206H6ZM108 206L105 207L104 210L107 209ZM205 207H209L208 205H206ZM10 208V207H9ZM13 208V207H12ZM33 208V209H34ZM83 208V207H82ZM136 208V207H135ZM158 208V207H157ZM157 208L155 209V212L157 210ZM208 209V208H207ZM9 210V209H8ZM36 210V209H35ZM79 210V209H78ZM137 210V209H136ZM115 215L118 216V219L116 220V222H112L111 223V229H112V226L114 225H118V226H121V225H124V224H129L131 223V221L133 220V217H134V214L133 216L132 215H128L127 212L123 209V208H116L115 210ZM207 211V210H206ZM261 212V210H259ZM9 212V211H7ZM76 212V211H75ZM119 212V213H118ZM132 212V210H131ZM216 212V211H215ZM85 213V212H83ZM159 213V212H158ZM49 214H51L53 216V219L54 221H49ZM122 214H125L128 216V220H124V222L122 223L123 219L121 217ZM164 214V213H163ZM224 214V213H223ZM154 215V214H153ZM160 215V214H159ZM71 216V217H70ZM76 216V218H77ZM98 216V215H97ZM27 217H31L27 214ZM213 217H218L217 214H213L211 215L208 219H207V222L209 223L211 221V219ZM221 217V216H220ZM78 219V218H77ZM76 219V220H77ZM125 219V218H124ZM127 219V218H126ZM247 220V219H246ZM74 221H75V217H74ZM3 222V221H2ZM83 222V221H82ZM103 222V221H102ZM101 222V223H102ZM135 222H137V220H135ZM30 223V222H29ZM38 223V222H37ZM94 223V222H93ZM99 223V224H98ZM99 221H97V224L98 226H96L97 230L101 229V224ZM105 223V222H104ZM28 224V223H27ZM96 224V223H94ZM96 224V225H97ZM106 224V223H105ZM81 224L79 223V226ZM104 225V224H103ZM236 225V224H235ZM34 226V225H33ZM42 226V225H40ZM107 226V225H105ZM233 226V225H232ZM232 226H230V228L226 227V231L224 232H221L219 234H221L220 236H218L217 238L214 237V238H210L208 237L207 240H205V242H202L204 243V245H202V249H208V247L210 246L211 242L210 241H218L217 243H221V245H226L228 244V240H230V244L233 245V247L235 248L234 252H232L233 256H235L237 254V251L239 249L240 253H241V256L243 253H245L247 251V253L249 252V246L250 248H252V245L250 241H247L248 239H245L243 238L242 240L239 239L238 237V233L240 232L239 230H235L232 229ZM257 226V225H256ZM261 226V225H259ZM104 227V226H103ZM222 227V226H220ZM1 228V227H0ZM52 228V227H51ZM218 228V227H217ZM107 229V227L105 228ZM249 229V228H248ZM51 230V229H50ZM66 230V229H65ZM220 230V229H219ZM54 231V230H53ZM112 231V230H111ZM247 231V230H246ZM245 231V232H246ZM260 231V230H259ZM52 232V231H50ZM50 232L47 231L45 232V234L47 235H50ZM53 233V232H52ZM244 233V232H243ZM103 234V233H102ZM238 234V235H237ZM24 235V234H22ZM263 235H264V232H263ZM221 236H224V237H221ZM77 237V236H75ZM144 237V236H143ZM191 237V236H190ZM204 237V236H203ZM39 238V237H38ZM96 239V238H95ZM98 239V238H97ZM96 239V240H97ZM100 239V238H99ZM102 240V239H101ZM116 240V239H115ZM199 240V239H198ZM202 240V239H201ZM220 240V241H219ZM92 241V240H91ZM90 241V242H91ZM196 242L197 239L195 240ZM194 241V242H195ZM109 242V241H108ZM113 242V241H112ZM140 242V241H139ZM192 242V241H191ZM104 243V242H103ZM199 243V242H198ZM200 242V244H202ZM235 243H240V244H235ZM93 244V243H92ZM91 244V245H92ZM119 244V243H118ZM121 244V242H120ZM189 244V243H187ZM194 244L196 243H193V246ZM215 244V242L213 243ZM86 245H89L87 244L86 242ZM97 245V244H96ZM136 245V244H135ZM134 245V246H135ZM139 245V244H137ZM190 245V244H189ZM198 245V244H197ZM216 245V244H215ZM242 245L245 246V248H241L240 247H243ZM49 246V245H48ZM51 246V245H50ZM77 246V245H76ZM107 246V245H106ZM109 246V245H108ZM196 246V245H195ZM231 246V245H230ZM52 247V246H51ZM198 247V246H197ZM226 247V246H222L221 248L220 247H217L215 248L214 251H212V256H213V259L216 258V257H219V262L222 260L221 259V256H220V251H222V249ZM23 248H25L23 246ZM82 248V247H81ZM227 248V247H226ZM232 248V250L234 249ZM136 249V246L135 248H131L130 251L128 253L132 254L134 253ZM201 249V251H203ZM225 249V248H224ZM49 250V249H48ZM80 250V249H79ZM85 250V249H84ZM110 250H112L111 248L110 249H107L108 252H110ZM204 250V251H205ZM36 251V250H34ZM38 251V250H37ZM94 250H91L89 251L88 253H91L93 252ZM123 251V250H122ZM174 249H171V253L173 254L174 253ZM177 251V250H176ZM199 251V250H198ZM200 251V252H201ZM209 253L211 252L210 250H208ZM238 251V252H239ZM33 252V251H32ZM49 252V251H48ZM178 252V251H177ZM82 253V252H81ZM98 253V252H97ZM119 253V252H118ZM136 253L139 254V252L137 251ZM246 253V254H247ZM32 254V253H31ZM61 254V253H60ZM83 255V254H82ZM81 255V256H82ZM96 255V253H92L91 255H83L82 257L86 260L87 264H96L97 262L99 263L101 260H103L102 258L98 260V258H94V257H89V256H94ZM127 255V254H126ZM187 255V254H185ZM202 255V254H201ZM207 255V254H206ZM28 256V255H27ZM184 256V255H183ZM205 256V255H204ZM211 256V257H212ZM238 257V256H237ZM52 258V256H51ZM81 258V259H83ZM185 258V257H184ZM83 259V260H84ZM168 261H171L172 260V257H168V253L167 252H163L160 256H159V259H158V264H168L166 263ZM196 261V260H195ZM206 261H209V258L206 259ZM232 261H234L232 259ZM84 262V261H83ZM85 262V263H86ZM123 262V261H122ZM181 262V261H180ZM198 262V260H197ZM203 262V261H202ZM231 262V260H230ZM228 261V264L230 263ZM237 262V261H236ZM112 263V262H111ZM188 264V262H185ZM193 263V262H192ZM196 263V262H195ZM205 263V262H204ZM241 263V262H240ZM80 264V263H79ZM119 264V263H117ZM171 264V263H170ZM175 264V263H174ZM218 264V263H217ZM223 264V263H221Z\"/></svg>","mask_w":264,"mask_h":264},{"label":"crops","instance_id":"obj_3","mask_svg":"<svg viewBox=\"0 0 264 264\" xmlns=\"http://www.w3.org/2000/svg\"><path fill=\"white\" fill-rule=\"evenodd\" d=\"M193 145H194V143H193ZM192 149V148H191ZM196 152V151H195ZM191 158V157H190ZM190 176V175H189Z\"/></svg>","mask_w":264,"mask_h":264}]
</instances>
